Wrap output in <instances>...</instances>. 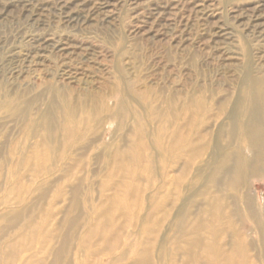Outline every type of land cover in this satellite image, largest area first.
<instances>
[{
    "label": "rangeland",
    "instance_id": "374dc122",
    "mask_svg": "<svg viewBox=\"0 0 264 264\" xmlns=\"http://www.w3.org/2000/svg\"><path fill=\"white\" fill-rule=\"evenodd\" d=\"M0 264H264V0H0Z\"/></svg>",
    "mask_w": 264,
    "mask_h": 264
}]
</instances>
